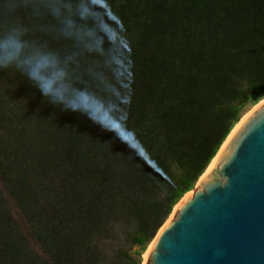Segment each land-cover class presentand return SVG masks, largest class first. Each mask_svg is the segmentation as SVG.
I'll list each match as a JSON object with an SVG mask.
<instances>
[{
	"label": "trees",
	"instance_id": "obj_1",
	"mask_svg": "<svg viewBox=\"0 0 264 264\" xmlns=\"http://www.w3.org/2000/svg\"><path fill=\"white\" fill-rule=\"evenodd\" d=\"M223 1L213 25L209 18L188 30L165 17L163 0L112 13L109 0L11 2L24 14L20 37L34 49L36 87L11 92L0 69V153L8 148L0 155V264H24L27 254L51 264L83 252L102 260L106 249L126 260L110 238L121 232L143 246L148 225L161 219V227L245 105L264 98V0ZM142 44L168 49L146 55ZM39 45L57 46L59 56ZM72 50L78 65L66 77Z\"/></svg>",
	"mask_w": 264,
	"mask_h": 264
},
{
	"label": "water",
	"instance_id": "obj_2",
	"mask_svg": "<svg viewBox=\"0 0 264 264\" xmlns=\"http://www.w3.org/2000/svg\"><path fill=\"white\" fill-rule=\"evenodd\" d=\"M155 236L145 264H264V101Z\"/></svg>",
	"mask_w": 264,
	"mask_h": 264
},
{
	"label": "rangeland",
	"instance_id": "obj_3",
	"mask_svg": "<svg viewBox=\"0 0 264 264\" xmlns=\"http://www.w3.org/2000/svg\"><path fill=\"white\" fill-rule=\"evenodd\" d=\"M13 0H0V59L2 54L6 53V57L4 62L2 63L0 60V69L3 67V70L6 72H9L8 76L5 77V79L7 80L8 84L12 87L10 88L11 92L12 91H21L23 89L21 88H25V89H33L36 86H34L31 82H30V78H29V73L31 75H33V71H34V66L32 65V53L34 52V49H32V47L27 46V48L25 49L24 46V42L22 43L21 40L23 41L21 34L24 32V24H23V19H24V14L22 11L17 10V12L12 11V8H14V6H17V4L15 2H13L12 5L11 2ZM118 2V6L117 8H114L112 6L113 2ZM142 1L145 0H136L137 3L141 4L143 3ZM160 1V0H158ZM191 4L190 7H185V0H163V4H164V9L163 11H166V15L165 17L167 18H174V19H180V24L179 28L183 27L185 30H188V28H196V26H200L203 24H208V19L210 18V23L208 26L213 25L214 20H216V18H218L222 13L223 10L225 8L224 6V1L223 0H191ZM130 3H135L134 0H109V3L107 5H105L107 8H109L110 10H108L109 12L112 13V9L114 10H118L119 8L123 7V5H125V8H127V5ZM54 6H58V2L56 1L54 3ZM134 8H136V4H134L133 6ZM112 8V9H111ZM112 10V11H111ZM167 10L170 12L168 13ZM161 16H163L161 14ZM172 16V17H171ZM194 23V25H192ZM204 26V25H203ZM167 27V25H166ZM178 27L177 24L173 23L170 24L169 29L173 28L176 29ZM15 29V30H14ZM13 32L17 33L16 36V43L13 44V40H12V34ZM101 32L98 31L97 33ZM120 33H118L119 35ZM51 43V41H50ZM9 45H11L10 47H8ZM140 47H142L145 51V53H148L146 55H155V56H162L166 51H167V47H157L155 44H142L138 45ZM44 48V46H40ZM57 46H52L51 48H47L45 50L48 51L49 54H51L52 58H54L55 60L57 59V57L59 56V50L58 48H55ZM95 50H94V56L99 57V55L102 53L101 52V46L100 44H96ZM77 51H73L71 52V57L73 59H71V57H66L68 61H64L63 63H70V65L68 66L67 70H66V77L67 75H69L70 70L72 72H74V69L72 68L73 65L77 66L78 64L74 63V58L77 57ZM58 55V56H56ZM35 58V57H34ZM140 61V60H138ZM140 63V62H139ZM135 65V64H133ZM88 66V65H87ZM125 68V66H124ZM31 71V72H30ZM103 74H105L103 72ZM56 74L54 73V71H52V73H49L48 76H55ZM36 77V76H35ZM106 81L109 80V77H105ZM38 79H41V77L38 76ZM122 79H124V76L122 77ZM77 79L73 77V79L71 80V83H76ZM46 82H48V80H46L45 78L42 80V84H45ZM131 83L128 82V86L127 87H131ZM76 85V84H75ZM7 86V84H6ZM34 86V87H33ZM41 89V88H40ZM39 88H37V90L40 91ZM37 90H34V93L37 94ZM111 90V87H110ZM43 91V90H41ZM11 92H9V90H6V96H9V93L11 94ZM41 93V92H40ZM135 95V94H134ZM106 95L103 96V94L101 93V95H99L97 97V101L99 100L101 104H105L106 103ZM108 97H110V94L108 95ZM262 101H264V98L259 100L258 102L252 104V103H247L245 105V107L242 109L241 113H240V117L238 119V121L233 125L232 129L229 131V134L227 135V137L225 138V140L222 142L220 148L222 147V145L224 144V142L226 141V139L228 138V136L230 135L231 131H233L237 125H239L240 121L246 117L248 114H250L258 104H260ZM219 148V149H220ZM3 150L1 151L0 155L5 154L6 150H8V148L4 147L2 148ZM214 159V158H213ZM212 159V160H213ZM211 160V161H212ZM208 164V166L211 164ZM207 166V167H208ZM207 167L205 169V171L207 170ZM204 171V172H205ZM203 172V173H204ZM196 184L194 185V187H192V189L190 191H188L187 193H185L179 200L178 202L172 206L168 216L165 218L163 224L161 225V227L166 223V221L170 218V216L172 215L175 207H177L178 203L187 195L193 192L194 188H195ZM161 219L159 220H155L154 222H151L148 227L145 230V236L141 239H146L148 242H146L143 246L140 245H133L130 240L128 239L127 236L122 235L121 236V232L118 233L117 235H115L114 237L110 238L111 242H112V246L115 245L116 247L120 248L124 253L127 254V259H123V258H117L115 254L112 253L111 249H106L107 251L104 252V256L102 260H99L98 258H95L93 255L87 254L85 252L79 254V257L76 258L77 260H72L69 259V264H144V258L155 238V236L157 235V233L159 232V230L161 229V227L159 229H157V226L161 224ZM157 229V230H156ZM126 232H134L133 228H129L126 230ZM154 235V238L149 241V239ZM105 244V243H104ZM15 253V252H13ZM41 254V253H40ZM8 256H12V254H8ZM44 256V258H42ZM36 257H38V261L41 262L42 264H51V260L50 258H48L49 256L45 254H41V256L39 257L36 254ZM36 257H32L29 254H27V256L22 257L24 259V264H31L32 260H34ZM0 258H2L4 260V256H0ZM7 262V261H6ZM12 264V263H10Z\"/></svg>",
	"mask_w": 264,
	"mask_h": 264
},
{
	"label": "bare ground",
	"instance_id": "obj_4",
	"mask_svg": "<svg viewBox=\"0 0 264 264\" xmlns=\"http://www.w3.org/2000/svg\"><path fill=\"white\" fill-rule=\"evenodd\" d=\"M244 118H245V117H244ZM244 118H243V119H244ZM243 119L240 121V123L243 121ZM240 123H239V124H240ZM238 126H239V125H237V127H238ZM237 127H236V128H237ZM236 128H235V129H236ZM235 129H234L233 131H231L230 135L228 136V138L226 139V141L224 142V144H225V143L227 142V140L230 138V136H231L232 133L235 131ZM224 144L222 145V147L224 146ZM222 147H221V148H222ZM214 161H215V158L211 161V164L207 167V170H206L204 173H207V172L211 169L212 165L214 164ZM176 208H177V207H175L173 213L175 212ZM173 213H172V214H173ZM171 216H172V215H171ZM149 250H150V248H149ZM149 250H148V252H147V254H146L145 258H144V264L146 263V260H147V257H148Z\"/></svg>",
	"mask_w": 264,
	"mask_h": 264
}]
</instances>
